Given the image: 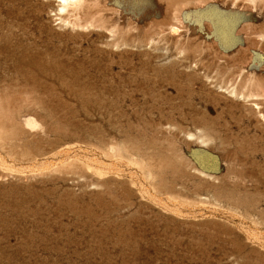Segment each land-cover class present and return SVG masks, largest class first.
I'll return each instance as SVG.
<instances>
[{
    "label": "rangeland",
    "instance_id": "374dc122",
    "mask_svg": "<svg viewBox=\"0 0 264 264\" xmlns=\"http://www.w3.org/2000/svg\"><path fill=\"white\" fill-rule=\"evenodd\" d=\"M0 264H264V0H0Z\"/></svg>",
    "mask_w": 264,
    "mask_h": 264
},
{
    "label": "bare ground",
    "instance_id": "6f19581e",
    "mask_svg": "<svg viewBox=\"0 0 264 264\" xmlns=\"http://www.w3.org/2000/svg\"><path fill=\"white\" fill-rule=\"evenodd\" d=\"M85 1V0H84Z\"/></svg>",
    "mask_w": 264,
    "mask_h": 264
}]
</instances>
